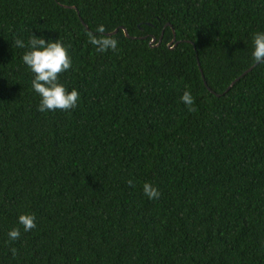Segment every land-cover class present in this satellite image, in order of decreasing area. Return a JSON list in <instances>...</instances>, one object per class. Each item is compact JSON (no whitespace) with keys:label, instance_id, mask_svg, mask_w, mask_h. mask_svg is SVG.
<instances>
[{"label":"trees","instance_id":"trees-1","mask_svg":"<svg viewBox=\"0 0 264 264\" xmlns=\"http://www.w3.org/2000/svg\"><path fill=\"white\" fill-rule=\"evenodd\" d=\"M256 32L264 0H0V264H264V65L227 91ZM32 34L75 108L37 110Z\"/></svg>","mask_w":264,"mask_h":264},{"label":"clouds","instance_id":"clouds-1","mask_svg":"<svg viewBox=\"0 0 264 264\" xmlns=\"http://www.w3.org/2000/svg\"><path fill=\"white\" fill-rule=\"evenodd\" d=\"M104 26H98L96 34L89 33V42L96 47L98 52L106 50L117 51L118 41L106 37ZM17 48H26L21 59L24 65L32 74L31 88L39 96L37 110L39 112H52L56 110H70L77 106L79 92L76 89L68 91L65 86L59 82V75L67 73L72 69V58L68 49L58 39L56 41L45 40L43 37L31 35L27 44L22 39L15 40ZM251 57L258 65H264V32H256L252 38ZM181 102L186 106L194 104L192 93L185 90L180 97ZM131 185V181H129ZM143 193L149 199H157L159 191L149 183L143 184ZM18 223L23 226L24 232L36 228L35 216L31 214H22L18 216ZM10 241L18 240L21 236L19 228H13L7 233ZM15 253V249L12 250Z\"/></svg>","mask_w":264,"mask_h":264},{"label":"water","instance_id":"water-1","mask_svg":"<svg viewBox=\"0 0 264 264\" xmlns=\"http://www.w3.org/2000/svg\"><path fill=\"white\" fill-rule=\"evenodd\" d=\"M73 9H76L75 7H72ZM117 31L118 30H115L113 33H110V34H108V35H113V34H116L117 33ZM123 31H124V33H125V35L127 36V37H129V34H128V32L125 30V29H123ZM173 33H174V36H175V31L173 30ZM174 40H175V38H174ZM173 40V41H174ZM155 42V38H153L152 40H151V42H150V44L152 45L153 43ZM160 42H161V39L159 40V42L157 43V45L156 46H159L160 45ZM170 46V45H169ZM257 64H255L254 66H252L250 69H248L247 71H245L239 78H237L229 87H228V89H227V91L236 83V82H238L243 76H245L248 72H250L255 66H256Z\"/></svg>","mask_w":264,"mask_h":264}]
</instances>
